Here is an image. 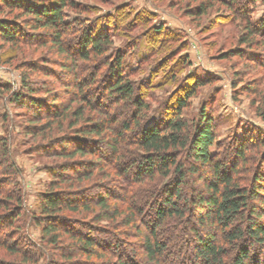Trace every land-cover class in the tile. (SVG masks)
<instances>
[{"label": "trees", "instance_id": "1", "mask_svg": "<svg viewBox=\"0 0 264 264\" xmlns=\"http://www.w3.org/2000/svg\"><path fill=\"white\" fill-rule=\"evenodd\" d=\"M183 2L189 18L221 7L230 11L221 17L233 18L240 29L228 55L264 70V10L252 16L264 0H177V6ZM79 7L75 0H0V53L12 54L9 60L0 55V62L15 61L20 71L18 89L0 82V101L8 98L20 109L14 117L30 153L50 165L38 210L29 212L10 149L11 113L0 111L7 124V135H0V264H264L261 129L251 124L223 148L204 103L197 119H186L189 98L210 81L196 76L160 103L162 115L148 125L152 81L136 75L155 49L178 34L123 5L84 24L69 18L70 11L77 17L87 12ZM126 15L132 22L120 26ZM75 24L80 31L71 36ZM138 25L142 32L128 39L131 44L114 46L113 29ZM142 36L152 51L132 68L126 55ZM44 47L48 55L35 56ZM166 50L157 67L181 70L187 57L173 62V48ZM78 62L91 66L87 75H79ZM36 73L58 88L41 83L39 94ZM263 81L262 71L242 86L258 100L255 112L262 120ZM237 84L232 82L234 91ZM30 222L39 228L38 239L28 233Z\"/></svg>", "mask_w": 264, "mask_h": 264}, {"label": "rangeland", "instance_id": "2", "mask_svg": "<svg viewBox=\"0 0 264 264\" xmlns=\"http://www.w3.org/2000/svg\"><path fill=\"white\" fill-rule=\"evenodd\" d=\"M27 1L30 2L31 0ZM75 2L79 4L80 10H87V12H82L77 17L76 11H70L69 18H80L84 21V24H89L98 16L103 18L105 15L113 14L117 7L123 5L127 8L125 11L128 10L133 14H150V23H153L154 26L166 25L170 28L171 33L178 34V37L174 38L171 43L155 49L153 54L148 53V51H152L151 46L153 45L148 43L146 38L142 36L139 38L138 47L133 49L131 54L126 55L125 60L132 68H136L142 58L147 54H151L148 60L142 64L143 72L136 75V80L152 81L150 91L153 93L154 100L151 102L152 109L150 110L148 125L162 115L164 104L160 103L167 102L166 100L170 95L177 92L183 84H187L188 77L196 76L210 81L198 87L195 95L189 98L187 107L182 111L186 119H197L201 105L204 103L205 111L214 119V128L218 137L223 141V148H229V144L227 145L229 136L232 134L240 136L244 129H248L251 124L260 128L264 137V120L255 112L258 100L254 103L251 92L242 87L249 85L256 78L257 73L264 72V70L253 68L254 65L243 57L228 55L231 50H235L237 47L236 38L240 29L233 18L225 19L221 17L222 14H229L230 11L221 7L219 10H211L207 15L200 18H189L183 10L187 2L177 6V0H75ZM263 10L264 3L257 2L253 8L252 16L259 18ZM132 19L133 16L131 15L128 18L127 15L123 16L120 26L128 20L132 22ZM79 29V26L75 24V27H73L75 33H70L71 36H76L80 31ZM112 32L114 46L120 47L126 43L131 44L132 41H128V39L132 35L140 34L142 30L141 26L138 25L129 29L125 27L113 29ZM169 46L173 48L171 61L174 62L179 57H187L181 70H174L170 73L167 72V67H157V60L169 52L166 50ZM7 48L8 45H4L2 49L7 50ZM46 49V47L36 49L35 56L40 52L43 53V51V54L48 55L45 53ZM0 55L2 59L6 58V60H9L12 56L8 50L5 51L4 56L3 53H0ZM55 57L53 54L52 58ZM245 57L251 58L252 53H247ZM14 64L15 61L5 64L0 62V82L12 84L15 89H18L20 86V71L15 68ZM48 64L51 68L59 70V65L55 63ZM77 64H80L78 66L79 75H87L91 66H84L80 62ZM33 78L42 79V81L38 80V84H36L39 94L44 93L45 90L40 88L41 83L48 82L46 87L48 90L55 91L58 88V84L55 83L54 79H50L42 73H36ZM233 81L238 83L237 91L232 88ZM159 83L161 85L157 87L156 85H159ZM233 96H236V100L232 99ZM6 109L11 113L10 149L13 159L20 169V176L17 180L24 192L26 210L34 213L38 210L40 193L47 188V183L50 180L48 172V166L50 165L46 159L40 158L36 153H30L28 146L31 145L27 143L28 139L24 137L19 125L16 123L18 119L14 117V114L20 112V109L14 107L8 101V98L0 101V111L4 112ZM6 128L7 124L4 125V122L0 120V135H7ZM211 149L214 150L213 147ZM258 150L264 149L259 147ZM6 183L10 188L14 187L11 182ZM201 187L200 184L196 185V188ZM28 233L34 239L39 238V228L34 226L33 222L29 223ZM37 264L44 263L40 260Z\"/></svg>", "mask_w": 264, "mask_h": 264}]
</instances>
